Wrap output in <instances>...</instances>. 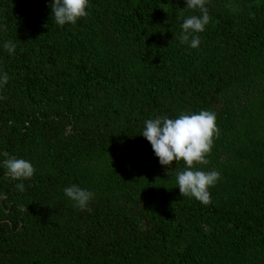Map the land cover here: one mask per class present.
<instances>
[{"label":"trees","instance_id":"1","mask_svg":"<svg viewBox=\"0 0 264 264\" xmlns=\"http://www.w3.org/2000/svg\"><path fill=\"white\" fill-rule=\"evenodd\" d=\"M53 2L0 0V264H264V0H207L197 49L185 0H88L63 27ZM202 110L219 128L196 165L220 173L207 205L142 136ZM10 158L33 177L11 179Z\"/></svg>","mask_w":264,"mask_h":264},{"label":"clouds","instance_id":"2","mask_svg":"<svg viewBox=\"0 0 264 264\" xmlns=\"http://www.w3.org/2000/svg\"><path fill=\"white\" fill-rule=\"evenodd\" d=\"M187 9L199 11L201 15H192L182 24L181 44H187L192 49L200 46L196 33H202L210 22L207 0H185ZM54 23L60 27L75 24L79 19L88 15V0H54L50 5ZM4 48L9 54L15 52L16 45L7 42ZM8 75H0V87L8 83ZM2 99V97H0ZM217 117L214 112L202 110L198 113H181L177 118L157 117L145 121L142 136L151 144L152 149L162 166L170 168L175 162L183 161L185 170L176 174V182L182 197H193L204 205L211 202L209 189L220 179L217 171L197 170L196 165H207L206 159L211 154L214 139L219 135ZM7 175L13 180H29L33 177V165L23 158H10L4 161ZM24 190L22 183L16 185ZM64 194L81 211L88 207L94 193L71 185L64 189Z\"/></svg>","mask_w":264,"mask_h":264}]
</instances>
